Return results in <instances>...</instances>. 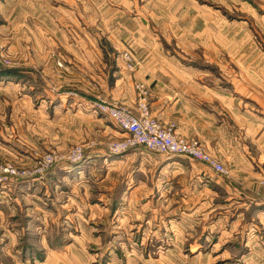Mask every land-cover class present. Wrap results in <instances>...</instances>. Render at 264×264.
I'll return each instance as SVG.
<instances>
[{
    "label": "rangeland",
    "instance_id": "374dc122",
    "mask_svg": "<svg viewBox=\"0 0 264 264\" xmlns=\"http://www.w3.org/2000/svg\"><path fill=\"white\" fill-rule=\"evenodd\" d=\"M195 2L204 8L205 18L219 19L221 50L228 46L233 52L228 57L222 51L219 59L196 57L190 60L193 65L212 69L214 76L207 78L213 81L264 86V0ZM92 29L93 36H101L98 27ZM224 38H230L229 42ZM125 54L130 55L125 58ZM133 54L130 49L121 52L129 72L135 69ZM19 62L7 56L0 42V86L19 82ZM55 62L64 67L63 59ZM224 67H230L231 73L222 74ZM57 78L64 83L69 80L63 72ZM141 84L147 91L148 112L155 118L149 108V88L138 80L133 81V108L113 102L93 82L92 115L69 107L62 119L57 117L66 109L64 105L54 117L50 103L34 100L27 105L18 91L0 89V211L7 195V212H16L18 219L29 213L33 222L35 212L48 214L43 234L34 228L19 234L21 251L11 250L13 257L0 249V264H41L43 260L50 264H264L258 228L264 218L250 212L242 199L245 179L229 177L221 162L225 173L218 174L199 161L139 144L112 150L113 143L125 141L128 134L98 104L137 113L136 87ZM76 148L81 153L72 159L69 155ZM143 153L180 165L174 174L182 182L175 178L169 191L163 190L162 181L153 179L131 183L132 165L147 162L142 160L147 156ZM197 164L210 173L201 174ZM251 225L257 229L250 231ZM41 236L57 250L46 256ZM4 245L0 240V247Z\"/></svg>",
    "mask_w": 264,
    "mask_h": 264
},
{
    "label": "crops",
    "instance_id": "0c3cea01",
    "mask_svg": "<svg viewBox=\"0 0 264 264\" xmlns=\"http://www.w3.org/2000/svg\"><path fill=\"white\" fill-rule=\"evenodd\" d=\"M203 9L195 0H0V42L9 58L20 61L19 82L0 89L18 91L27 105L34 100L50 103L54 117L64 105L57 117L62 119L69 107L92 115L93 82L113 102L133 108V81H141L149 88L152 115L175 136L198 141L227 168L229 177L245 179L242 199L250 212L264 218V96L259 95L264 86L213 81L207 78L214 76L212 69L193 65L190 60L196 57L219 59L222 51L228 57L233 52L228 46L221 50L220 21L205 18ZM93 26L101 36H93ZM224 39L228 43L230 38ZM126 49L134 53L132 72L121 60ZM57 58L64 60L63 68L56 64ZM59 72L69 79L67 83L57 78ZM230 73V67H224L222 74ZM143 154L147 162L132 165L134 173L127 178L131 183L153 179L169 191L175 178L182 182L174 174L180 165ZM197 166L201 174L209 172ZM205 181L201 179L202 185ZM4 197L0 240L5 245L0 249L13 257L9 252L20 250L19 234L33 228L43 234L48 214L35 212L39 223L34 218L31 222L29 213L18 219L16 212H7ZM258 228L264 250V223ZM253 229L257 225H251ZM41 239L46 256L57 250Z\"/></svg>",
    "mask_w": 264,
    "mask_h": 264
},
{
    "label": "built area",
    "instance_id": "2783aa9c",
    "mask_svg": "<svg viewBox=\"0 0 264 264\" xmlns=\"http://www.w3.org/2000/svg\"><path fill=\"white\" fill-rule=\"evenodd\" d=\"M130 55V54H129ZM125 54V58L129 57ZM139 104L137 113H133L123 106L98 104L100 110L106 113L114 122L128 134L125 141L114 142L112 150H124L128 145H142L149 150L160 153L185 156L192 160L204 163L215 173H225L224 166L196 140H186L175 136L169 127H165L151 117L147 109V91L144 86L137 85ZM81 151L72 150L69 157L76 159Z\"/></svg>",
    "mask_w": 264,
    "mask_h": 264
}]
</instances>
